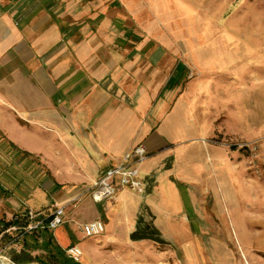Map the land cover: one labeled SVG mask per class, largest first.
Instances as JSON below:
<instances>
[{
  "label": "rangeland",
  "instance_id": "obj_1",
  "mask_svg": "<svg viewBox=\"0 0 264 264\" xmlns=\"http://www.w3.org/2000/svg\"><path fill=\"white\" fill-rule=\"evenodd\" d=\"M83 1L91 11L79 22L97 35L90 61L106 67L100 81H160L153 124L167 104L188 111L186 129L148 151L146 163L158 160L141 172L151 207L127 231L124 218H102L100 250L81 234L89 257L79 263L264 264V0ZM173 81L182 82L171 90ZM1 237L0 257L17 264L9 252L20 246Z\"/></svg>",
  "mask_w": 264,
  "mask_h": 264
},
{
  "label": "crops",
  "instance_id": "obj_2",
  "mask_svg": "<svg viewBox=\"0 0 264 264\" xmlns=\"http://www.w3.org/2000/svg\"><path fill=\"white\" fill-rule=\"evenodd\" d=\"M90 8L83 0H0V219L65 203L137 143L153 155L186 129L188 110L180 102L163 101L167 110L157 124L147 116L160 81H100L106 67L90 61L97 35L79 22ZM181 82L173 81L171 90ZM157 163L145 162L142 174ZM154 199L129 189L102 202L86 194L65 208V221L52 236L62 248H81L83 223L117 218L123 224L124 218L127 231ZM95 236H87L95 237L88 249L100 250L103 238ZM118 258L109 257H128Z\"/></svg>",
  "mask_w": 264,
  "mask_h": 264
},
{
  "label": "built area",
  "instance_id": "obj_3",
  "mask_svg": "<svg viewBox=\"0 0 264 264\" xmlns=\"http://www.w3.org/2000/svg\"><path fill=\"white\" fill-rule=\"evenodd\" d=\"M148 155L147 147L142 143H137L123 154L115 166L106 170L102 176L90 186L83 188L78 195L72 197L69 201L55 204L45 211L29 210L25 212L28 220L27 226L23 228L25 233H32L45 227L55 229L63 224L65 221V208L68 206L75 207L86 194H89L95 202L112 199L117 193L125 189L143 194L145 182L141 178V166L148 159ZM15 229L16 226H11L7 231ZM80 229L86 236H95L105 231V225L101 220H94L83 223ZM66 253L69 258L76 262H80L83 256V250L78 245L66 248Z\"/></svg>",
  "mask_w": 264,
  "mask_h": 264
},
{
  "label": "trees",
  "instance_id": "obj_4",
  "mask_svg": "<svg viewBox=\"0 0 264 264\" xmlns=\"http://www.w3.org/2000/svg\"><path fill=\"white\" fill-rule=\"evenodd\" d=\"M27 224L28 220L25 213L10 220L0 219L1 240L6 243L7 241L18 243L20 246L19 250L13 248L9 252L13 262L17 264H29L31 262H38L39 264H82L68 257L66 249L54 240L51 229L45 227L32 233H25L23 228ZM11 226H16V229L7 231ZM35 251L41 253L33 255Z\"/></svg>",
  "mask_w": 264,
  "mask_h": 264
},
{
  "label": "water",
  "instance_id": "obj_5",
  "mask_svg": "<svg viewBox=\"0 0 264 264\" xmlns=\"http://www.w3.org/2000/svg\"><path fill=\"white\" fill-rule=\"evenodd\" d=\"M2 262H6L7 264H10L9 262L5 261V259H3L2 257H0V263Z\"/></svg>",
  "mask_w": 264,
  "mask_h": 264
},
{
  "label": "bare ground",
  "instance_id": "obj_6",
  "mask_svg": "<svg viewBox=\"0 0 264 264\" xmlns=\"http://www.w3.org/2000/svg\"><path fill=\"white\" fill-rule=\"evenodd\" d=\"M0 264H7L6 262H2V263H0Z\"/></svg>",
  "mask_w": 264,
  "mask_h": 264
}]
</instances>
